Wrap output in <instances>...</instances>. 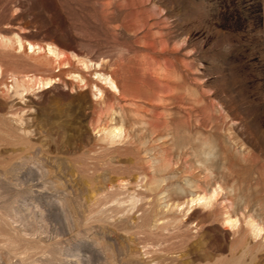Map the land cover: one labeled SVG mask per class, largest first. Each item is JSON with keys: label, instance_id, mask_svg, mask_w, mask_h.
Masks as SVG:
<instances>
[{"label": "rangeland", "instance_id": "obj_1", "mask_svg": "<svg viewBox=\"0 0 264 264\" xmlns=\"http://www.w3.org/2000/svg\"><path fill=\"white\" fill-rule=\"evenodd\" d=\"M0 264H264V0H0Z\"/></svg>", "mask_w": 264, "mask_h": 264}, {"label": "bare ground", "instance_id": "obj_2", "mask_svg": "<svg viewBox=\"0 0 264 264\" xmlns=\"http://www.w3.org/2000/svg\"><path fill=\"white\" fill-rule=\"evenodd\" d=\"M36 48H37V47H36ZM52 49H53V48H52ZM52 49H50V48L48 47V48H47V51H48L49 53H51V54H53V55L56 56V54L52 51ZM28 50H29V51L34 50V46L29 44V46H28ZM39 50H40V49H39ZM47 51H46V52H47ZM35 52H37V51H35ZM49 53H48V54H49ZM109 83H110V85H112L111 80H109ZM113 87H114V86H113ZM111 88H112V87H111ZM114 89H115V88H114ZM199 198H200V197H199ZM202 198H203V197H202ZM202 198H201V199H202ZM205 198H207V197H205ZM205 198H204V199H205ZM202 200H203V199H202ZM196 201H197V200H196ZM199 201H200V199H199ZM204 201H205V200H204ZM192 203H193V201H192Z\"/></svg>", "mask_w": 264, "mask_h": 264}]
</instances>
